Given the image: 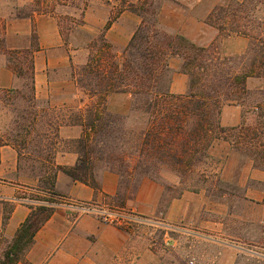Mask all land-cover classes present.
I'll return each instance as SVG.
<instances>
[{"label": "rangeland", "instance_id": "374dc122", "mask_svg": "<svg viewBox=\"0 0 264 264\" xmlns=\"http://www.w3.org/2000/svg\"><path fill=\"white\" fill-rule=\"evenodd\" d=\"M35 1L38 0H0V20H4L2 34H0V40L3 39L4 44L0 43V49L8 50L5 43V29L8 19H18V15L44 13L54 16L58 24L63 27L64 35L61 36L69 61L65 68L61 65L48 71L49 81L53 85L50 102L47 103L37 99L30 102L29 98L32 97V93L30 92L28 77L18 78L13 70L16 63L10 64L8 56L3 53L7 58L8 68L17 79L14 89H17L19 93L12 96L8 95L9 98H6L7 100H4L6 102L3 103V106H0V135L6 142L10 143H12L11 140H16L21 144L25 141L23 146L21 145L23 148L21 150L23 159L20 168L24 174L33 176L38 173L40 170L38 167L41 166L38 162L33 161L39 160L41 156L43 163H47L45 160L48 158V154H56L60 148L75 149L77 151V142L84 135V128L80 125H75L82 128V137L76 141L62 142L59 139V131L56 132V128H58L57 117L69 116L73 112L74 114L85 113L89 108L97 107L101 104L100 109L102 111L115 117V119H112L105 116L103 123L106 124V131L112 132L116 139L109 143L111 146L109 148L101 144L100 140L97 141L95 138L92 140L91 145L97 150L93 162V172L95 179H97L98 174L104 171L106 166L105 161H100L101 154L99 155V152L104 154V157H106L105 152L107 151H114L117 154H123L124 152L130 154L128 135L143 132L147 129L149 123L146 117L133 110L132 96L131 108L128 114L114 113L108 107V97L113 94L126 93H111L105 101H101L98 96L92 97L72 77V69L75 68L79 72L88 63L89 59L95 54L92 48L93 43H99L102 35H106L108 31H104L105 27L96 28V24L100 22L107 24L110 19L118 16L117 20L122 13L129 12L139 17L141 20L140 27L142 16L131 11L137 8L140 11L139 13L145 14L147 23L150 24L154 21L155 13L159 12L157 30L173 37L180 34L172 33L163 27L160 22L162 9L165 6H170L181 12H187L186 9H195L193 4L197 0H88L83 26H79L80 24L78 23L76 25L73 24V20L80 19V11L76 10L74 6H59L57 4L58 0H49L50 6L55 7L53 13L50 11L34 12L39 8ZM204 1L207 2V0ZM208 1L215 2L216 0ZM131 4L133 8H129ZM216 9L217 13H215L212 20L213 24L216 25L213 27L220 31L218 26H224L225 30L220 32L225 36L246 35L251 37L252 45L246 55L236 57H223L215 44L208 48L202 47L209 50L211 59H222V64L215 69L210 68L208 74L221 73L223 78H232L237 74H243L248 71L251 63L257 59L254 67L257 72L261 73V77H252L251 84H247L250 96L246 98L243 96L240 103L233 100L226 101L224 97L223 101L224 105L230 103L242 105L244 108V121L241 125L258 128L259 124L264 120V117H260V114L264 112V66L261 65L264 62L262 53V51L264 52V45L262 44L264 42V0H223L222 4L216 5L210 11L206 19V23L210 26H212V22L210 23L209 17ZM233 31H237L238 34L233 33ZM34 33L38 39L35 27H33L32 35ZM106 41L108 42L107 39ZM30 43L32 44V36ZM109 44L112 46V53L116 55L120 63H123L124 53L128 45L125 49L118 52L113 44ZM39 48L38 52L42 51L40 44ZM226 59L229 61H224ZM17 62L25 69L27 61L24 57H20ZM191 68L193 73L202 72L197 67L192 66ZM170 71L172 73L171 69ZM188 77L190 78L189 75ZM218 79H221L220 75ZM213 80H215L214 77H212ZM165 81L167 82V79ZM0 90L6 91L10 89ZM74 92L76 93L75 96H73ZM4 96V93L0 92V98ZM257 105L261 106L262 109H257L255 107ZM51 119H55L52 127L49 125ZM55 132L58 138L55 136ZM45 136L50 139L48 140ZM51 139L52 144H50ZM257 142H252L255 149H262L261 145H259L260 143L258 144ZM262 143L264 144V137ZM232 148L234 149V147ZM41 149L44 150L43 155H39ZM234 151L239 156L240 163L251 162L254 166V161L235 149ZM225 162L224 158L213 157L208 151V156L185 174L175 169L174 165L159 163L157 164L158 171L153 175L154 177H144L141 180L135 177L131 184L123 183V185H120L121 193H118L113 198H107L104 202V208L125 210L140 217L132 210L131 204L136 199L144 179L154 181L162 190L159 208L161 215L159 214L160 216H158L161 218L166 213L168 204L174 199H179L184 192L198 194L203 198L202 203L204 204L202 219L208 218L207 221L212 226L210 228L196 224H192L190 227H183L180 224L174 225L176 228L188 229V232H183L179 229L169 230L170 228L167 224L154 228L152 227V225L154 226L153 222L160 221L156 217H140L142 222L131 223L121 228L131 230L135 229L137 225L144 224L138 233L141 235L139 236L141 243L149 245L155 253L154 262L150 264H226L225 261L230 257L232 258L230 256L232 255V250L229 246L240 247V250L237 251L235 264H264V199L259 207L248 202L246 191L251 187H255L256 184L251 181L244 184L245 181H242L241 176L230 177V180H225L222 174ZM257 187L264 192V184L257 185ZM212 223H217L218 225L214 226ZM166 233L169 234L166 235ZM6 247L7 244L4 239H0V259ZM124 259L116 264H129L131 259Z\"/></svg>", "mask_w": 264, "mask_h": 264}, {"label": "trees", "instance_id": "16d2710c", "mask_svg": "<svg viewBox=\"0 0 264 264\" xmlns=\"http://www.w3.org/2000/svg\"><path fill=\"white\" fill-rule=\"evenodd\" d=\"M48 1H35L39 8L34 12L50 11L53 13L55 7L50 6ZM57 4L74 6L80 11V19L73 20V24L84 25L88 0H58ZM131 7L133 8L132 4L129 8ZM131 11L142 16V24L125 50L123 63H120L116 55L112 53V46L103 34L99 43H93L92 48L95 54L88 63L79 72L75 68L72 69V77L77 80L78 84L92 97L98 96L101 101H105L111 93L130 94L133 98V110L146 117L149 123L143 132L128 135L130 154L107 151L104 157V154L99 152L100 161L106 162L105 170L116 173L121 179V185L131 184L135 177L139 180L144 177H154L159 163L174 165L175 169L185 174L208 156L212 143L217 139L230 142L237 152L254 161L255 168L264 170V144L262 143L264 120L258 128L246 125L224 128L219 121L224 105L223 97L226 101L233 100L240 103L243 96L245 98L250 96L247 89L248 79L261 77V73L257 72L254 67L257 59L251 63L248 71L232 78H223L221 73L208 74L210 68L215 69L222 64L221 58L211 59L208 49L198 47L180 35L170 37L158 31L159 12L155 13L154 21L150 24L147 23L145 14L139 13L137 8ZM215 13L217 9L210 15V23ZM32 15H18V17L28 18ZM116 18L107 22L104 31L110 29ZM213 23L211 25L215 26L216 24ZM59 27L63 36V27L61 24ZM218 28L220 31L225 30L224 26H218ZM233 33L238 34L237 31ZM0 43L4 44V40L1 39ZM262 44L264 45V42ZM39 50L35 33L32 35V44L29 49L9 51L0 49L1 53L8 56L10 64L16 63L13 68L16 76L18 78L28 77L32 93V97L29 98L30 102L36 101L35 55ZM262 53L264 59V52ZM20 57H24L27 61L25 69L17 62ZM170 57L182 59V70L190 76V92L186 95H174L170 92L172 81V73L168 65ZM261 65L264 66V62ZM192 66L199 68L202 72L193 73ZM212 77L215 80L212 81ZM0 92L5 95L0 98V106H3L6 102L4 100L9 98L8 95L19 93L14 88L6 91L0 90ZM100 107L101 104L89 108L85 113L74 114L73 112L69 116L57 117L56 132L63 125H80L84 128V135L77 142L76 147L79 154L78 164L71 169L60 167L55 163V154H48L45 160L47 163H43L41 156L39 160L33 161L41 165L38 167L40 170L33 177L38 178L39 190L44 196L36 199L41 204L32 209V213L22 224L13 241L7 245L2 253L0 264H18L24 260L26 253L34 243L36 234L54 212V204L58 202L57 198L60 196L55 190L57 176L60 172L74 181L99 188L93 172L94 155L97 150L91 145L92 140L94 138L97 141L100 140L101 144L109 148L111 147L109 143L116 139L112 132L106 131V124L103 123L105 116L112 119L115 117L108 115ZM255 107L262 109L259 105ZM260 117H264V112L260 114ZM53 120L55 119L49 122L50 127L54 126ZM56 132L54 134L57 137ZM45 138L50 139L48 136ZM3 141L5 140L2 137ZM11 141L12 143L5 142L16 148L20 167L23 159L21 150L25 141L22 144L16 140ZM50 141L52 144V139ZM253 141H258L262 149H255ZM43 153L44 150L41 149L39 155ZM0 239H3L1 235Z\"/></svg>", "mask_w": 264, "mask_h": 264}, {"label": "crops", "instance_id": "0c3cea01", "mask_svg": "<svg viewBox=\"0 0 264 264\" xmlns=\"http://www.w3.org/2000/svg\"><path fill=\"white\" fill-rule=\"evenodd\" d=\"M223 0L215 2L197 0L193 5L195 11L186 9L181 12L170 6H165L160 15L163 27L172 33H178L200 47L218 46L223 57L244 56L250 50L252 38L248 36H225L206 23L210 11ZM242 1V0H237ZM189 5V4H188ZM4 20H0V34ZM138 16L124 12L106 32V39L113 44L118 52L125 49L132 35L140 25ZM106 24L98 23L96 28H104ZM36 28L41 47L36 53V99L50 102L53 85L49 81L48 71L58 66L64 68L69 61L68 53L60 33L56 18L44 13H33L28 18L8 19L5 29V43L8 50L28 49L30 39ZM169 67L172 70L170 92L174 95H186L190 91V78L183 68L180 58H170ZM249 78L247 84H251ZM17 84V79L8 68L7 58L0 53V89H11ZM76 93H73L75 96ZM108 107L114 113L128 114L131 108V95L113 94L108 97ZM244 121V108L237 103L225 104L220 114V124L224 128L239 126ZM79 126L63 125L59 130L62 142L79 140L82 137ZM209 154L226 160L222 174L225 180L230 177L241 176L245 183L251 181L256 184L246 191L248 202L260 206L264 199V192L257 185L264 184V171L257 169L251 162L240 163L230 142L223 139L215 140ZM79 161V154L75 149L60 148L55 154L56 165L64 168H74ZM98 189L91 185L74 181L64 173H59L56 180V192L60 195L54 204V212L50 219L36 234L34 243L26 253L24 260L18 264H116L131 259L129 264H150L154 262L155 253L149 245L141 243L138 232L144 225H137L135 229L127 230L100 221L89 213L71 210L68 204L92 205L104 207L108 198L115 197L120 191L121 179L111 171L104 170L97 176ZM44 196L39 190V180L24 174L19 167L16 148L2 142L0 135V235L8 245L15 238L22 224L37 207L40 201L36 199ZM201 198V199H200ZM162 190L149 179H144L132 202V210L140 217H156L159 222H153L154 228L167 224L169 230L174 225L190 227L192 224L210 228L208 218L202 219V197L198 194L184 192L179 199L171 201L163 218L159 212ZM207 212V210H205ZM204 212V213H206ZM160 214V215H159ZM213 224V223H212ZM150 225V224H149ZM218 225L217 223L213 224ZM155 231V230H153ZM169 233H166L168 235ZM232 258L226 264H235L238 246H229Z\"/></svg>", "mask_w": 264, "mask_h": 264}, {"label": "built area", "instance_id": "2783aa9c", "mask_svg": "<svg viewBox=\"0 0 264 264\" xmlns=\"http://www.w3.org/2000/svg\"><path fill=\"white\" fill-rule=\"evenodd\" d=\"M67 206L74 211L93 214L100 221L119 228L130 225L131 223L142 222V219L136 214L126 212L125 210H109L104 207L78 204H68Z\"/></svg>", "mask_w": 264, "mask_h": 264}]
</instances>
